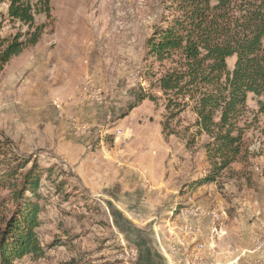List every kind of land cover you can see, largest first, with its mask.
<instances>
[{"label":"rangeland","instance_id":"374dc122","mask_svg":"<svg viewBox=\"0 0 264 264\" xmlns=\"http://www.w3.org/2000/svg\"><path fill=\"white\" fill-rule=\"evenodd\" d=\"M0 1L1 52L29 29ZM24 1L43 32L0 72V176L21 159V173L33 163L49 172L39 191L44 255L13 264H264V237L252 231L264 217V105L248 95L242 152L195 186L211 172L209 138L189 108L169 123L179 135L165 136L157 79L171 64L147 55L170 1L48 0V16ZM9 196L0 186L6 211Z\"/></svg>","mask_w":264,"mask_h":264},{"label":"trees","instance_id":"16d2710c","mask_svg":"<svg viewBox=\"0 0 264 264\" xmlns=\"http://www.w3.org/2000/svg\"><path fill=\"white\" fill-rule=\"evenodd\" d=\"M6 1L8 17L29 31L23 38L6 41L0 52V72L11 58L36 45L43 32L42 25H34L30 4ZM169 1L170 15L148 39L147 55L159 64H171L157 79L166 98L165 136L179 135L169 123L189 108L196 117L193 127L209 138L204 149L211 172L195 182L198 187L214 183L242 152L244 130L239 123L248 95L259 99V106L264 105V0ZM37 6L49 15L48 0H38ZM232 57L235 61L229 69L227 60ZM4 152L0 142V156ZM21 160L0 176V186L10 190L12 205L6 211V205L0 203V264L44 255L37 234L41 225L39 191L42 175L49 171L33 163L21 173L29 164Z\"/></svg>","mask_w":264,"mask_h":264},{"label":"crops","instance_id":"0c3cea01","mask_svg":"<svg viewBox=\"0 0 264 264\" xmlns=\"http://www.w3.org/2000/svg\"><path fill=\"white\" fill-rule=\"evenodd\" d=\"M258 217V216H257ZM257 217H255L254 218V220L255 219H257V222L255 223V225H254V227L252 228V231H253V233L255 234V237H260V236H262V237H264V231H258L257 229H258V227H260V223L262 224V226H264V217L261 219V221H258L259 220V218H257ZM256 227H257V229H256Z\"/></svg>","mask_w":264,"mask_h":264}]
</instances>
